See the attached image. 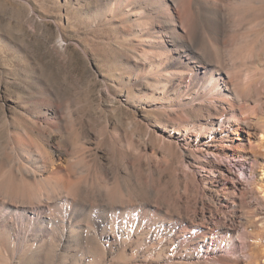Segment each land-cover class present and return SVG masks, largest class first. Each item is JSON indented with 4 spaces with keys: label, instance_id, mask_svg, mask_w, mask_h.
Listing matches in <instances>:
<instances>
[{
    "label": "rangeland",
    "instance_id": "obj_1",
    "mask_svg": "<svg viewBox=\"0 0 264 264\" xmlns=\"http://www.w3.org/2000/svg\"><path fill=\"white\" fill-rule=\"evenodd\" d=\"M261 141L264 0H0V264L248 260Z\"/></svg>",
    "mask_w": 264,
    "mask_h": 264
},
{
    "label": "bare ground",
    "instance_id": "obj_2",
    "mask_svg": "<svg viewBox=\"0 0 264 264\" xmlns=\"http://www.w3.org/2000/svg\"><path fill=\"white\" fill-rule=\"evenodd\" d=\"M212 88L213 87L209 86L207 88H204L205 90L202 89L204 91V95L206 96L208 94V96H210V97L211 96L216 97L215 96L216 93L214 92V90H212ZM221 90H226V89L220 88L219 91H221ZM230 110H232V109H230ZM227 112H229V109H226V107L223 106L222 113L225 114V119H224L223 125H225V123L230 124L231 122H234V119H236V116L232 115L234 113L229 112L231 114V115H229V114H227ZM242 113H243V111H242ZM236 120H238V119H236ZM244 122H243V124H244ZM238 152L239 151L236 152L237 156H239ZM243 159H244V161H246V163L248 161H250V164L248 165V167L245 166V168L247 170H249L251 173H253L254 177H256L258 180L260 179V181H261L260 184H262V186H260V185L259 186L262 188V191L264 192V141L259 142L256 146H252L251 149L246 150L245 153H240V157L237 159L236 163H238L239 161H241ZM260 214H262L264 216V210H261V212H259L256 215H260ZM251 219H253V218H251ZM262 219H263V223L257 229H256V227H254V228L252 227L255 224V223H253L254 220L253 221L251 220L253 225L249 224L251 222H249L247 224L248 226L246 225L247 228H246V235L244 234L245 235V241L243 244L244 245L243 248L245 250L244 253H247V255L249 256L248 260L246 259V256H244V255L242 256L240 254H235V255H231V256L226 255V254L225 255L220 254L224 264H264V218L262 217ZM259 222L260 221L258 220V223ZM211 230H213V229L211 228ZM207 238L208 237L205 236V237L201 238V240L203 239V240H205L204 242H206ZM203 245H204V243H203ZM201 247H202V245H201Z\"/></svg>",
    "mask_w": 264,
    "mask_h": 264
}]
</instances>
